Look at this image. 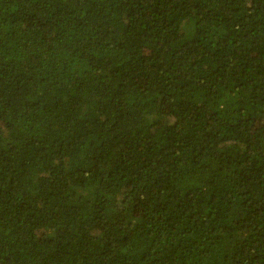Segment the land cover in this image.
I'll return each mask as SVG.
<instances>
[{
	"label": "trees",
	"instance_id": "obj_1",
	"mask_svg": "<svg viewBox=\"0 0 264 264\" xmlns=\"http://www.w3.org/2000/svg\"><path fill=\"white\" fill-rule=\"evenodd\" d=\"M0 264H264V0H0Z\"/></svg>",
	"mask_w": 264,
	"mask_h": 264
}]
</instances>
